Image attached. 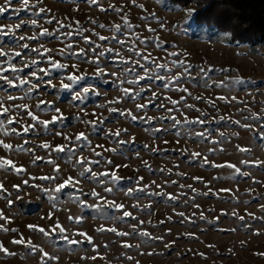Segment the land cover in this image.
I'll return each instance as SVG.
<instances>
[{
  "label": "rangeland",
  "instance_id": "1",
  "mask_svg": "<svg viewBox=\"0 0 264 264\" xmlns=\"http://www.w3.org/2000/svg\"><path fill=\"white\" fill-rule=\"evenodd\" d=\"M4 3L5 0H0V5ZM29 3L35 7L17 13L14 10L21 9L22 3L12 0L8 11L0 14V29H3L0 32V51L6 53L0 57V63L11 58L12 65L22 69L18 75L23 79H30L31 72L39 68L48 69L50 75L44 76L39 72L38 75L43 76L44 81L51 80L55 87L33 79L39 87L30 97H25L29 85L10 87L0 80V119L5 121L6 129L18 131H22V126L36 123L27 115V110L16 108L20 104L28 105L29 110L42 120L51 121L54 115H62L64 119L51 123L47 131L37 124L33 131L21 136L11 133L5 136L0 131V140L14 147L23 144L31 150L18 152L0 147V158L11 159L17 167L23 166L26 170L20 175L12 171L10 165L6 166L8 170H0V182L7 190L2 195L13 201L9 206L7 199L0 198V210L11 221L0 220V225L18 229L17 233L0 231V242L9 251L17 253L15 256L0 253V264H41V254H32L24 245L11 243L13 238L19 239L20 234L25 240L30 238L49 254L58 257V260L46 261V264H264V255H258L264 253V45L234 46L228 35L194 25L189 9L172 6L166 0H136L135 4L132 0H98V5H90L87 0H29ZM110 5L122 11L116 13ZM41 8L45 11L40 12ZM101 8L106 11H101ZM33 13L38 14L34 16ZM124 16L136 27L128 29L122 19ZM32 19L37 20L39 27L31 26ZM49 19L53 22L47 23ZM21 21L25 23L16 29L15 25ZM57 21L71 27L59 28ZM100 24L105 27H99ZM115 25L121 26L119 32ZM45 28L49 32L59 28L56 33L59 39L56 36L40 37L39 41L27 39ZM78 28L86 29L83 36L89 43L77 34ZM66 33L71 35H64ZM97 33L106 39L100 40ZM20 36L26 39L19 40ZM141 40L147 42L141 43ZM156 42L161 46L157 47ZM25 43L29 45L26 49L20 46ZM68 43L73 45L71 50L65 49ZM44 48L52 51L44 53ZM81 48L86 55L70 54L79 53ZM130 48L140 52V56ZM31 49H39L42 55ZM61 49H65V55L59 54ZM16 52L21 55L16 57ZM101 52L104 55H100ZM149 54L157 64H167L170 71L154 68L150 60L142 59ZM48 57L67 67L52 68ZM33 59L38 61L37 65L25 67V63ZM94 59H98V64L89 62ZM174 60L183 63L173 64ZM140 65H147L151 76L179 75L181 79L178 84L167 87L164 79H145L138 80L137 84H128L127 80L136 77L125 69L135 68L144 75ZM4 67L8 65L4 63ZM98 68L103 70L102 74L98 73ZM70 74L83 75L84 79L69 89H63L62 83L71 84L67 80ZM4 75L19 83L10 68ZM120 81L125 83L121 85ZM217 82L223 83L217 87ZM122 87L133 92L141 87L147 90L131 100L123 97ZM84 88H89V92L83 93ZM185 88L187 92L177 90ZM77 93L83 94L82 99H73ZM9 96L16 99L9 100ZM220 96L227 97V102L217 99ZM118 97L121 98L119 104L110 103ZM169 97L179 103L173 106ZM208 100H212L215 107L206 103ZM40 101L47 103L37 108ZM137 103L147 104V107L137 111ZM3 108L10 110L3 113ZM56 108L60 113L55 112ZM110 108L118 111L110 112ZM126 109H131L143 119L133 121L120 116V110ZM167 109L173 110L169 112ZM201 112L206 116H201ZM253 113L258 118H252ZM169 116L181 121L199 118L204 123H181L174 127L173 121L166 118ZM221 116L225 120H220ZM149 117L153 119L149 121ZM229 117L231 121H240V124L250 127L232 123ZM9 118L13 120L11 125L7 123ZM98 120L102 122L94 126L85 123ZM118 129L127 131H122L119 137L106 135ZM57 132L63 135L57 136ZM79 132L87 134V142L75 141L74 137ZM197 133L205 135L200 137ZM220 133L224 136L221 137ZM64 136L71 137L72 143L69 144ZM25 140L29 143L25 144ZM117 140L127 143H117ZM44 142L53 148L68 144L69 148L76 149L75 155L67 150L57 153L38 147ZM98 145H103V148ZM238 145L247 150H238ZM112 148L116 151L104 150ZM92 149L102 155H94ZM197 152L201 155L194 157L192 154ZM35 157L42 159L33 163ZM80 157L100 161L91 165L96 173L115 172L121 179L113 183L109 175L108 178L100 177V180L106 179V183H100L91 174L79 176L82 169L75 165V161ZM205 158L210 163H203ZM49 160L55 165L48 163ZM107 160L112 164H107ZM227 163L236 165L247 175L238 174L227 166H211ZM56 165L60 168L59 173L54 172ZM50 175H58L59 179L55 182L33 179ZM69 175L79 179L76 188L66 186L59 193H45L31 186L40 185L54 190ZM139 177L143 180L137 184ZM24 180L29 184H23ZM14 185L20 186L19 191ZM144 185H150V188L144 192L137 190ZM106 186L112 187L113 192H104ZM129 188L134 190L131 195L127 193ZM93 189L103 199L90 196L88 193ZM224 189L229 191H222ZM149 192L172 194L177 199L169 200L162 195H149ZM73 193L80 196L82 204L73 198ZM104 200L122 203L125 209L109 207ZM134 205H139V208ZM149 205L150 208L146 207ZM124 210L130 211L136 219H121ZM181 212L183 217L177 215ZM201 213L204 219H201ZM50 215L51 219L48 218ZM70 215L81 218L80 222L70 221ZM238 216L244 219L240 220ZM56 220L67 229L64 235L81 243L69 245L58 232L51 238H45L28 228V225H38L50 229ZM133 226L147 231L153 238L162 239L142 237L133 232ZM101 227H115L118 231L132 234L119 237L109 231H97ZM78 232L93 237V243L89 244L84 237L76 235ZM124 243L133 247L124 248Z\"/></svg>",
  "mask_w": 264,
  "mask_h": 264
},
{
  "label": "snow or ice",
  "instance_id": "2",
  "mask_svg": "<svg viewBox=\"0 0 264 264\" xmlns=\"http://www.w3.org/2000/svg\"><path fill=\"white\" fill-rule=\"evenodd\" d=\"M20 2L22 3V8L21 9H15L14 11H16L17 13H19V11H22L24 9H30L32 7H35V5H30L29 3V0H20ZM87 2L91 5V4H97L98 5V0H87ZM133 4H135L136 0H132ZM12 4V0H5V3L3 5H0V14H3L5 13L6 11H8V8L11 6ZM140 7H143V5H139ZM109 7L112 8V10L116 13H119L122 11L121 8H117L115 7L114 5H110ZM101 11H106V9L104 8H101L100 9ZM40 12H44L45 9L41 8L39 9ZM189 12H191V10H189ZM38 13H33V15H37ZM54 19V18H53ZM123 19V22H124V25L128 28V29H133L134 25L131 24V22L128 20L127 16H124L122 17ZM53 20L52 19H49L47 21V23H52ZM92 23H95V21H91ZM25 23V21H21L20 24H17L15 25V28L16 29H19L23 26V24ZM58 25H59V28H65V27H68L70 28L71 25H65L63 24L62 21H57ZM79 22H77L78 24ZM30 24L33 28L35 27H39V25L37 24V20L36 19H32L30 21ZM99 27L101 28H104L105 25L103 24H100ZM59 28L56 30V31H53V32H49L48 29H42L38 34H34L32 35L31 37H27V39L29 40H33V41H39L40 37H46V36H56V33L59 31ZM115 30L117 32L120 31V28L121 26L120 25H115L114 26ZM3 29H0V32H2ZM86 31V29H83V28H78L77 29V34L81 35L82 38L85 40L86 43H89L90 41L88 40L87 37H84L83 36V32ZM149 31H154L153 29H149ZM64 35H68L70 36L71 33H66ZM96 35L99 36V34L97 33ZM57 39H59V36H56ZM26 37L24 36H20L19 37V40H25ZM99 39L100 40H105L106 37L104 36H99ZM137 39H139V37H137ZM141 43H146L147 41L145 40H141L140 41ZM123 43V42H121ZM157 43V47H160V43L159 42H156ZM22 48H28L29 45L27 43L23 44V45H20ZM41 47L43 48V45H41ZM73 47V45L71 43H68L65 45V49L67 50H71ZM97 47H99L97 45ZM65 49H61L59 50V54L60 55H65ZM130 51H132L135 55L137 56H140V52L136 51L134 48H130L129 49ZM32 52L34 53H37V54H41L40 53V50L39 49H31ZM44 53H49L51 52L52 50L51 49H47V48H44ZM93 52H95V48L92 49ZM107 51H111V49H108ZM71 55H86V52L83 48H81L79 50V53H75V52H71L70 53ZM6 53H4L3 51H0V57H3L5 56ZM21 55L20 52H16L15 53V56L16 57H19ZM42 55V54H41ZM100 55H104L103 52L100 53ZM117 55L119 56V53H117ZM172 55H176L175 53H172ZM48 62L50 64V66L52 68H57V69H61V68H66L67 65L65 64H61L55 60H52L51 57H48ZM142 59L144 60H150L151 61V64L154 68H157V69H167L170 71V69H168V65L167 64H157L156 61L154 59H151V54H149L148 56H144L142 57ZM90 63H93V64H98V59H94L92 61H89ZM124 62V61H122ZM4 63H6L8 65V67H4ZM38 61L33 59L31 60L30 62H27L25 63V67H32V66H35L37 65ZM137 63H139V61H137ZM173 64H182L183 61H178V60H174L172 61ZM75 67V66H74ZM140 67L142 68L143 72H144V75H140V72L136 71L135 68L133 69H125L126 72L128 73H132L134 74V76L136 78L132 79V80H127L126 82L130 85L132 84H137L138 83V80H145V79H164L166 81V84L165 86H170L171 84L173 83H176L178 84L181 77L179 75H175V76H171V77H164V76H160V75H155V76H151L149 75V72H150V68L147 66V65H140ZM9 68L11 69V73L14 77L15 80L19 81L18 84L14 83V80L13 79H10L9 77L5 76L4 75V72L8 71ZM22 71V69H17L16 67H14L11 63V58H9L7 61H4L3 63H0V80L2 81H5L10 87H22L24 85H29V87L26 89L25 91V97H30L31 93L33 91H35L36 89H38L39 87V84L38 83H33V79H35L36 81H40V82H43V83H46L52 87H55V85L52 84L51 80H48V81H44L43 80V76H40L38 75V72L39 73H43L44 76H47V75H50V72L48 69H45V68H39L37 69L36 71H32L31 72V78L30 79H23L21 78L18 73ZM102 69H99L98 68V73L102 74ZM187 71V70H185ZM201 71H206L205 69H201ZM115 75V73H114ZM138 78V79H137ZM84 79V76L83 75H80V76H77V75H68L67 76V80L71 82V84H68V83H62L61 84V87L63 89H69L72 87L73 84H76L78 83L80 80ZM239 82V81H237ZM123 83H125V81H120V84L122 85ZM223 82H217L216 83V86L217 87H220L222 85ZM147 89L141 87L139 91H131L129 88H120V91L122 92L123 94V97L125 98H128V99H131V100H135L137 97H139L141 95L142 92L146 91ZM177 90H180V91H184V92H187L188 90L185 88V89H177ZM89 92V88H84L83 89V93H88ZM82 93H77L73 99L75 100H80L82 99ZM189 95H191V93H189ZM153 96H156L155 93H153ZM25 97H19V99H24ZM9 100H13V99H16L15 97H12V96H9L8 97ZM169 99V103L172 104L173 106L177 105L179 103V101H176V100H172L170 97L168 98ZM181 99H184L183 97ZM196 99L200 100L202 99V97H196ZM217 99L219 100H224L227 102V97L225 96H220L218 97ZM233 100L235 99V97L232 98ZM121 102V98L118 97L116 98L115 100L111 101L110 103H114V104H119ZM44 103H47L45 101H40L36 107L39 108L41 104H44ZM206 103H208L210 106L212 107H215V103L212 101V100H208L206 101ZM186 107H189V108H192L194 107L193 105H185ZM100 107H104V105H100ZM136 107V110L139 111L143 108H146L147 107V104H139L137 103L135 105ZM160 107H163V105H161ZM16 108L17 109H25L27 110V115L31 118L32 121L36 122L34 124H29L27 126H22V131H18L17 129L15 128H10V129H6L5 128V121L0 119V131H3V134L5 136L9 135L10 133L11 134H15L16 136H21L25 133H28L30 131H33L35 128H36V125H41L43 126V128L47 131L48 130V127L51 123H55L57 122L58 120L62 121L64 119V117L62 115H54L52 117V120L51 121H47V120H42L40 119L36 114H34L31 110H29V106L28 105H25V104H20V105H16ZM10 109L8 108H3L2 111L3 113H8ZM169 112H171L173 109H167ZM178 110V109H177ZM110 112H117L118 109L117 108H110L109 109ZM197 111H199V109H197ZM55 112L56 113H60V109L59 108H56L55 109ZM120 116L122 117H125V118H130L131 120L135 121L137 119H143V117H138L137 115H135L133 113V111L131 109H126V110H120ZM201 116H206V113L204 112H201ZM167 119H171L173 121V126H177V125H180L181 123H184V124H189V123H204L203 120H200L199 118L195 121H192V120H189L187 118H185L183 121L177 119L175 116H169V117H166ZM252 118H258L257 117V114L253 113V117ZM151 119H153L152 117H149L148 120L150 121ZM220 120H225V117L221 116L219 118ZM247 119V118H246ZM228 120L232 123H235V124H238L240 125L241 127H244V128H249L250 126L247 125V124H240V121H231V118L229 117ZM17 123H19V121H16ZM98 122H102V120H98V121H86L85 123H89V124H92L93 126L95 125V123H98ZM8 125H11L13 123V120L11 118L8 119L7 121ZM126 132L127 129H118L117 131L115 132H109L107 133L106 135H109V136H112V137H119L121 135V132ZM155 131H160L159 129H156ZM179 133H177L178 135ZM57 136H61L63 135L61 132H57L56 133ZM198 136L200 137H203L205 134L204 133H197ZM221 137L224 136V133H220ZM235 135H238V133H235ZM64 139L66 141H68L69 144L72 143V138L71 137H68V136H64ZM75 141L76 142H81V141H84V142H87L88 141V136L85 132H79L78 134L75 135L74 137ZM25 144L29 143V141L25 140L24 141ZM117 143H127V141H123V140H117ZM214 143H217V142H214ZM0 147H3L5 150H8V151H18V152H29L31 151L30 149H27L24 147L23 144L21 145H16L15 147L12 145V144H9V143H5L3 140H0ZM38 147L40 148H43V149H51L52 151H55L57 153H60V152H64L65 150L69 151V152H72L73 155H75V152H76V149H73V148H69L68 147V144H65V145H57L55 146L54 148L52 147V145H50L48 142H44L42 144H40ZM97 147H101L103 148V145H98ZM147 147V146H145ZM238 150L240 151H246L247 149L245 148H242L240 147L239 145L237 146ZM105 151H112V152H115L116 149L115 148H112V149H104ZM156 149H154L155 151ZM214 150V149H212ZM93 151V154L96 155V156H101L102 153L101 152H96L95 149H92ZM194 157H199L201 154L200 153H193L192 154ZM42 158L41 157H35L34 160H33V163H35L37 160H41ZM48 163L50 164H53L55 165V162L52 161V160H49ZM100 163V161H93L89 158H85V157H80L78 159H76L75 161V165H78L80 166V168L82 169V171H80L79 173V176H85L86 174H91V177L95 180H97L98 182L100 183H106V179L105 180H100V177H104V178H108L109 175H111V179L113 181V183H115L117 180L121 179L119 176L116 175L115 172H112L111 174L108 172V171H105L103 173H96L95 171H93L91 165L92 164H98ZM107 164H112V161L111 160H107L106 161ZM203 163H210L209 161H207V158L204 159ZM242 163H246V161H242ZM11 166V170L14 171L17 175H20L22 172L26 171L23 166H20V167H17L15 165V163L11 160V159H6V158H0V170H8L6 166ZM124 167H126V165H123ZM145 166L148 167L147 163L145 162ZM212 167H224V166H227L229 168H232L235 170L236 173L238 174H242V175H247V173H242L241 172V169L239 167H237L236 165L232 164V163H227L226 165L224 164H212L211 165ZM116 167H121V166H116ZM163 171V170H161ZM54 172L55 173H59L60 172V168L58 165H56L54 167ZM183 175V174H181ZM33 179H39V180H49V181H52V182H55L57 179H59V176H41V177H33ZM194 179H197V180H200L201 178L200 177H195ZM218 179V178H216ZM143 180V177H139L138 180H137V184H139V182ZM80 183L79 179L76 178V177H73L71 175H69L67 178L63 179V181L59 184H57V186L55 187L54 190H50L48 188H45V187H41L40 185H31L32 187H36L39 191H42V192H45V193H49L50 191H54L56 193H59L61 192L66 186H72L73 188H76L77 185ZM153 183H155L153 181ZM175 183V182H173ZM23 184L25 185H28L29 184V181L28 180H24L23 181ZM14 187L17 189V191H19L20 189V186L19 185H14ZM157 187H160L159 185H157ZM181 188H183L184 186L181 185L180 186ZM189 188H191V185L188 186ZM150 188V185H144L143 187L137 189L141 192H144L146 191L147 189ZM7 190L4 188V185L2 182H0V198H4V199H7V197L3 196L2 193L3 192H6ZM133 189L132 188H129L127 189V193L129 195H131L133 193ZM192 191H196L195 189H192ZM222 191H229L228 189H224ZM82 192V190H81ZM104 192L106 193H111L113 192V188L112 187H104ZM90 196L96 198L97 200H101L103 199L101 197V194L98 193L95 189H93L90 193H88ZM149 195H162V196H165L167 199L169 200H176L177 197L172 195V194H165L163 192H160V193H154V192H149L148 193ZM199 194V193H198ZM183 195V193H182ZM203 195H207V193H203ZM8 196H11V193H8ZM53 197L50 196V199H52ZM73 198L80 202L81 204L83 203V201L80 200V196L79 195H76L75 193H73ZM193 201L195 200V197L192 198ZM7 202H8V205L11 206L13 201L11 199H7ZM104 203H106L109 207H112V208H115V209H118V210H122V209H125V205L122 204V203H116L114 200H104ZM195 207H199V205H194ZM53 207H55V205H53ZM97 208H99L100 206L99 205H96ZM134 207H137L139 208V205H134ZM148 208H150V205L149 206H146ZM177 215L179 216H184V213L181 212V213H178ZM233 215H237V213L233 212ZM249 215H252V214H249ZM125 217H132L133 219H136L133 214L130 212V211H127V210H124L123 211V216L121 217V219L125 218ZM49 219H51V215L48 217ZM68 219L70 221H74L76 223H79L81 218H78V217H73V216H69ZM169 219H171L169 217ZM201 219H204V216H203V213H201ZM238 219L240 220H243L244 217L243 216H238ZM0 220H3V221H6V222H11L10 221V218L9 217H6L3 210H0ZM140 223H143V221H140ZM28 228L32 231H38L39 233H41L45 238H51V235L53 233H59L61 235V237L69 244V245H74V244H79L81 243V241L77 240V239H71L69 238V236L67 235H64L66 232H67V229L61 225L60 221L59 220H56L55 223L51 226L50 229H46L42 226H38V225H28ZM0 231L2 232H13V233H17L18 232V229H15V228H12V229H9V228H6L4 227L3 225H0ZM97 231H109V232H112V233H115V235L119 236V237H125V236H129L131 235L132 233H129V232H124V231H118L117 228L115 227H112V228H108V229H105L103 227L101 228H98ZM133 232H138V234L142 237H149V238H153L151 237L150 233H148L147 231H142V230H138L136 226H133ZM76 235L78 236H81V237H84L86 239V241L89 243V244H92L93 243V237L87 235V233L85 232H78L76 233ZM153 239H162V237H155ZM12 244L14 245H24L28 251L32 254H41L40 255V261H41V264H46V261H51V260H58V257L54 256V255H51L49 254L47 251L44 250V248L40 247L39 245L33 243V241L29 238L28 240H25V238L23 237L22 234H20V238L19 239H16V238H13L12 241H11ZM123 247L124 248H130V247H133L132 245L128 244V243H124L123 244ZM138 247V245H137ZM212 247V246H210ZM0 253H3L5 254L6 256H15L17 255V253L15 252H11L9 251V249L7 247L4 246L3 242H0ZM201 256H203L204 254L201 253L200 254ZM258 255H264V253H258ZM92 259H95V257H92ZM128 259H132V257H128Z\"/></svg>",
  "mask_w": 264,
  "mask_h": 264
},
{
  "label": "trees",
  "instance_id": "3",
  "mask_svg": "<svg viewBox=\"0 0 264 264\" xmlns=\"http://www.w3.org/2000/svg\"><path fill=\"white\" fill-rule=\"evenodd\" d=\"M191 10V22L229 36L234 46L264 45V0H166Z\"/></svg>",
  "mask_w": 264,
  "mask_h": 264
}]
</instances>
